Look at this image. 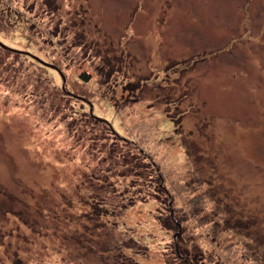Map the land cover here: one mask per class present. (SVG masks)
I'll return each mask as SVG.
<instances>
[{
  "label": "rangeland",
  "instance_id": "1",
  "mask_svg": "<svg viewBox=\"0 0 264 264\" xmlns=\"http://www.w3.org/2000/svg\"><path fill=\"white\" fill-rule=\"evenodd\" d=\"M0 264H264V0H0Z\"/></svg>",
  "mask_w": 264,
  "mask_h": 264
},
{
  "label": "trees",
  "instance_id": "2",
  "mask_svg": "<svg viewBox=\"0 0 264 264\" xmlns=\"http://www.w3.org/2000/svg\"><path fill=\"white\" fill-rule=\"evenodd\" d=\"M170 216H171V214H170ZM173 218V217H172Z\"/></svg>",
  "mask_w": 264,
  "mask_h": 264
}]
</instances>
